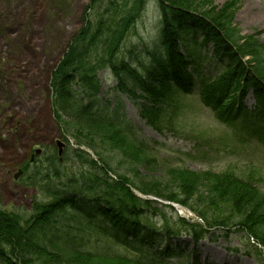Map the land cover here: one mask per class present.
<instances>
[{"label": "trees", "instance_id": "1", "mask_svg": "<svg viewBox=\"0 0 264 264\" xmlns=\"http://www.w3.org/2000/svg\"><path fill=\"white\" fill-rule=\"evenodd\" d=\"M148 2L90 0L84 26L53 71L50 88L55 121L75 144L91 150L98 163L83 151L66 148L61 161L52 149L43 157L44 168L38 165L40 158L21 167L24 173L31 170L30 185L42 199L34 200L30 213L0 209V264H164L161 257H170L172 250L167 245L163 252H152L159 236L187 235L197 242L214 230L243 232L262 248L254 250L264 264V186L259 187L264 178L170 167L164 169V183L140 177L138 168L158 165L157 157L116 112L98 109L97 73L107 70L118 83L115 91L132 98L141 117L157 130L178 92H191L192 73L201 64L217 65L221 72L201 82V104L225 129H233L237 141L249 137L264 144V46L229 28V22L224 26L221 13L205 17L189 0H154L158 43L147 52L149 65L135 67L120 57V48ZM100 3H106L105 9L91 22L87 12ZM202 50L210 55L201 56ZM249 93L253 105L247 109ZM132 190L185 207L202 223L178 217L168 221ZM157 213L163 218L159 231L149 222ZM88 237L130 253L86 251Z\"/></svg>", "mask_w": 264, "mask_h": 264}, {"label": "rangeland", "instance_id": "2", "mask_svg": "<svg viewBox=\"0 0 264 264\" xmlns=\"http://www.w3.org/2000/svg\"><path fill=\"white\" fill-rule=\"evenodd\" d=\"M189 1L192 9L205 17L221 13L224 26L229 22V28L238 30L241 36L257 39L264 46V0ZM89 3L90 0H0L1 210L20 214L29 211L37 190L28 181L30 171L25 177L13 180L18 166L29 161L34 151L42 150L38 165L44 168L43 157L52 149L57 150V142L63 143L61 135L66 134L52 114L51 76L69 44L83 28L82 16ZM105 6L106 3H100L99 8L87 12L88 19L95 22L97 13L101 14ZM158 15L154 3H149L120 48V57L135 67L149 65L147 52H153L158 43ZM201 65L196 73H192V93L178 92L175 103H169L159 118L157 130L141 117L132 98L115 91L117 82L107 70L97 73L98 109L108 107V113L116 112L131 127L137 141L147 145L156 155L158 165L150 166L149 170L138 168L140 177H153L164 183V169L173 167L195 173L228 172L244 180L264 178V145L255 138L244 144L235 141L231 131L220 125L211 111L199 102L201 80H213L221 70L219 66ZM136 94L139 95L138 91ZM246 102L248 108L253 104L250 98ZM70 142L73 144L72 140ZM107 155L116 157L113 153ZM111 164L113 167L115 162ZM118 173L122 171L118 170ZM261 184L259 187L264 186ZM140 198L153 203V209L161 212L168 221L177 218L178 212L170 207L171 203L152 196ZM190 214L192 219L187 220L198 223L195 215ZM162 219L153 216L149 222L160 227ZM228 233L215 231L211 241L198 244L195 251L199 264H256V253L247 247L252 243L248 242V236L243 232ZM90 244L87 249L93 246L103 251L109 249L103 243ZM171 244L183 248L187 255L192 249L190 239L185 237L172 240ZM247 250L249 256L244 255ZM188 258L185 256L181 263Z\"/></svg>", "mask_w": 264, "mask_h": 264}, {"label": "water", "instance_id": "3", "mask_svg": "<svg viewBox=\"0 0 264 264\" xmlns=\"http://www.w3.org/2000/svg\"><path fill=\"white\" fill-rule=\"evenodd\" d=\"M36 154H39V151H36Z\"/></svg>", "mask_w": 264, "mask_h": 264}]
</instances>
